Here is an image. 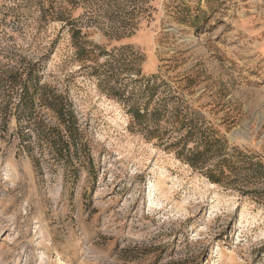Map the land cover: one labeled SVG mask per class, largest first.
<instances>
[{
	"label": "rangeland",
	"instance_id": "1",
	"mask_svg": "<svg viewBox=\"0 0 264 264\" xmlns=\"http://www.w3.org/2000/svg\"><path fill=\"white\" fill-rule=\"evenodd\" d=\"M0 264H264V0H0Z\"/></svg>",
	"mask_w": 264,
	"mask_h": 264
},
{
	"label": "trees",
	"instance_id": "2",
	"mask_svg": "<svg viewBox=\"0 0 264 264\" xmlns=\"http://www.w3.org/2000/svg\"><path fill=\"white\" fill-rule=\"evenodd\" d=\"M187 160L189 161V163H192V164L196 163V159H194V158H189V157H188ZM211 177H212L214 180H217L216 178H214L213 175H211Z\"/></svg>",
	"mask_w": 264,
	"mask_h": 264
}]
</instances>
